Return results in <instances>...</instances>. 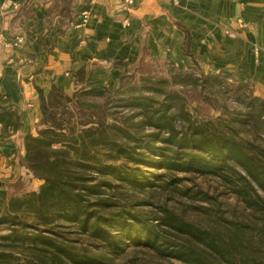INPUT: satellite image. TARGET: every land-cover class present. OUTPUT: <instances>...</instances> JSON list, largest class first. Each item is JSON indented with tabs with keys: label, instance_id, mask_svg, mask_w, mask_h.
<instances>
[{
	"label": "trees",
	"instance_id": "1",
	"mask_svg": "<svg viewBox=\"0 0 264 264\" xmlns=\"http://www.w3.org/2000/svg\"><path fill=\"white\" fill-rule=\"evenodd\" d=\"M175 76L183 85L218 88L216 99H222L223 105H215L222 112L212 119L217 125L215 132H207V123L176 127L168 113L175 104L177 108L182 105L177 93L167 94L158 107L149 97L134 96L126 104L135 111L134 116L141 117L132 123L135 129L143 125L153 129L148 134L142 132L139 138L123 125L109 123L100 115V106L76 112L71 106L78 105L80 99L74 101L56 85L47 93L38 89L41 128L37 134L25 136L24 163L43 183L37 191L10 197L0 189V224L24 222L34 230L26 233L19 224L13 233L2 236V240L29 244L23 247L27 252L23 258L15 256V250L0 249V262L112 264L119 255L132 257L147 250L160 259L183 264H249L250 251L260 248L244 242L248 224L224 218L216 210L217 197L188 185L179 173L220 174L247 207L264 209L260 193H264V150L256 145L253 152L250 147L255 140L264 143V97L254 92L249 81L232 75L228 78L201 71L195 76L179 69ZM229 97L234 101L231 110ZM229 114L230 119L226 117ZM245 128L253 134L251 140L239 136ZM129 135L138 151L128 146ZM260 154L263 157L257 159ZM140 166L153 171L148 174ZM123 188L176 191L206 204L196 209L211 220L208 225L188 219L164 204H158L154 214L149 213L152 217L144 218L110 198V193ZM137 204L151 203L142 200ZM262 227L264 231V224ZM86 240L95 243L100 253H92ZM6 256L8 261L3 259Z\"/></svg>",
	"mask_w": 264,
	"mask_h": 264
},
{
	"label": "crops",
	"instance_id": "2",
	"mask_svg": "<svg viewBox=\"0 0 264 264\" xmlns=\"http://www.w3.org/2000/svg\"><path fill=\"white\" fill-rule=\"evenodd\" d=\"M0 0V186L33 176L25 136L37 134L38 89L69 96L117 88L145 58L249 81L264 96V0ZM89 19L79 25L82 13ZM21 35L24 42L14 44ZM3 117V118H2Z\"/></svg>",
	"mask_w": 264,
	"mask_h": 264
},
{
	"label": "rangeland",
	"instance_id": "3",
	"mask_svg": "<svg viewBox=\"0 0 264 264\" xmlns=\"http://www.w3.org/2000/svg\"><path fill=\"white\" fill-rule=\"evenodd\" d=\"M179 69L192 72L195 76H199L203 70L197 65L179 67L170 60L159 61L157 59L145 58L138 64L132 66L129 71L124 74L123 81L119 87L105 89V93L81 92L78 95L70 96L74 101L80 99L78 100V105L77 103H73L71 107L77 112V110L81 108L84 110H94L100 106L102 107L101 111H99L100 115L109 123L117 122L123 125L125 131L134 133V135H136L135 137L140 138L142 132L143 134H148L152 132L153 129L151 126L146 125H143V128L138 127L135 129L132 126V123L140 120L141 117L134 116L133 113L135 111L128 108L126 104L132 101L134 96L149 97L156 101L155 107H158L164 102L167 94L177 93L179 95V103L182 102V105H178V108H182L183 112L179 110L175 104L168 113L173 117L176 127L178 129H183V127L186 128L192 124L203 125L204 123H207V125H205L206 130L209 134H212L215 132V127H217L216 122L212 121V119L222 114L221 109L217 108V106L223 105L222 99H216L219 93L218 88L210 89L209 87H206L203 89L200 87H194L191 84L183 85L181 78L175 76ZM215 74L230 78L229 74L222 71ZM253 89L257 95L261 96L259 91L255 88ZM227 103L229 105V110H231V106L234 105V101L231 100V97H229ZM95 116L98 118L97 114H95ZM130 116L133 119H130ZM78 117L79 114L76 115L77 119ZM226 117H229L230 119L232 118V115L229 114ZM247 130V128L241 129L239 131V136L251 140L253 134L251 131ZM126 138L130 141L128 146L133 149L135 147L134 150L138 151V146L135 144V139L132 135H129ZM256 145H259L260 148L264 150V143L255 140L252 146L250 145V147L253 148V152L255 147H257ZM255 157L260 159L263 155L260 154V156ZM140 167L143 171H147L148 174L151 173L150 171H153L152 168L145 166ZM32 175L33 176H27L13 182H8L5 186H0V189L6 190L7 196L9 197L37 191L43 181L33 173ZM179 175L185 177L184 180L188 185L197 186L198 188L207 191L209 196L217 197L219 204L216 205V210L219 209V214L223 215L224 218L236 219L248 224L246 232L244 236H242L243 240L252 245L253 249L260 248L256 249L254 253L252 250L250 251L249 256L252 259L249 264H264V231H262V225L264 224V209L259 208L255 211L252 208L247 207L245 202L233 192L230 184L220 174L209 173L202 175V173H196L195 175H191L187 173H179ZM260 193L264 197V193L262 191H260ZM110 198L116 199L121 206L126 207L129 210L141 213L144 218L152 217L149 213L154 214L153 211L157 210V205L164 204L184 214L188 219L200 221L208 225L211 220V217L207 214L200 212L198 208L196 209L199 205L206 204H203L200 200L187 198L183 194L172 190L167 192V190L163 191L158 189L157 192L152 193L149 189L139 191L131 188H123L113 194L110 193ZM142 200L149 201L151 204L138 205L137 203ZM22 223L20 224L18 221H10L0 224V249H7L8 251L15 250L17 252L15 256L19 258L26 257L27 252L23 250V247L25 248L29 242L25 243L19 241L15 242V244L12 240H2L1 237L13 233L12 231L14 227H19V224L20 227L24 228L23 230L26 233L34 230L33 226H27ZM85 245L92 253H100V249L95 243L87 242ZM239 247L242 248V246ZM140 251L141 252L135 253L132 257H130V255L124 257L123 255H119V257H115L112 260V264H183L179 261L160 259L147 250ZM3 259L4 261H8V256ZM258 259H260V262L257 261ZM18 261L23 262L21 259ZM0 264H8V262H0Z\"/></svg>",
	"mask_w": 264,
	"mask_h": 264
},
{
	"label": "built area",
	"instance_id": "4",
	"mask_svg": "<svg viewBox=\"0 0 264 264\" xmlns=\"http://www.w3.org/2000/svg\"><path fill=\"white\" fill-rule=\"evenodd\" d=\"M133 3V0H123V4L125 7H128L129 5H131ZM22 6V3L17 1V0H5L2 4L1 7L4 9H8V8H13V9H19ZM89 11H84L82 13V18L81 21L79 22L80 26H83L87 23L88 19H89ZM24 42V37L21 35H17L15 37L14 40V44L18 45ZM254 50L256 53L261 54L264 57V45L260 46V45H256L254 46ZM220 71H216V73H219ZM0 128H1V123H0Z\"/></svg>",
	"mask_w": 264,
	"mask_h": 264
}]
</instances>
